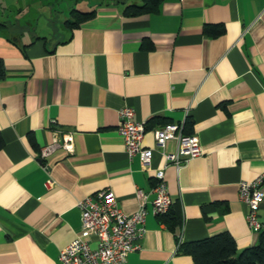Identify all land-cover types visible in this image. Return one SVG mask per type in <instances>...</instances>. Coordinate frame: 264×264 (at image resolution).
<instances>
[{
    "label": "crops",
    "instance_id": "crops-1",
    "mask_svg": "<svg viewBox=\"0 0 264 264\" xmlns=\"http://www.w3.org/2000/svg\"><path fill=\"white\" fill-rule=\"evenodd\" d=\"M58 1L0 0V264H60L81 233L77 201L105 188L126 214L139 206L136 191L145 195V234L126 264H191L176 251L179 234L188 243L226 231L237 252L256 244L238 184L264 173V0H163L139 15L124 9L143 0H101L89 11L70 0L52 41L39 22L60 11ZM71 10L93 16L69 28ZM214 23L224 32L205 35ZM123 106L146 122V166L127 156L118 133ZM168 122L195 135L200 150L164 167L182 220L176 233L151 205L164 166L153 128ZM54 132L59 141L71 132L72 150L40 159ZM258 217L264 225V201Z\"/></svg>",
    "mask_w": 264,
    "mask_h": 264
},
{
    "label": "built area",
    "instance_id": "built-area-1",
    "mask_svg": "<svg viewBox=\"0 0 264 264\" xmlns=\"http://www.w3.org/2000/svg\"><path fill=\"white\" fill-rule=\"evenodd\" d=\"M146 122L134 119V109L123 106L118 110V133L123 140L125 151L129 158L138 156L142 166L150 163L153 148L142 146ZM53 133L49 143L39 150V158H47L57 147L66 151L72 150V133ZM155 147L164 158V166L154 173L155 183L152 191L155 197L151 201L152 212L163 214L169 209L172 200L164 181V167L170 163L179 167L200 154L197 137L184 134L179 123H165L153 128ZM173 140L174 151H166V143ZM138 208L131 214H126L119 207L114 192L105 188L94 194L78 200L76 205L80 210L81 233L69 242L59 252L60 264H126L130 252L140 248V240L145 234V195L138 189ZM238 197L245 204L247 225L254 232H259L262 224L258 217L259 207L264 201V173L249 181L242 180L238 184ZM88 236H94L96 244L90 246ZM181 241V236H178Z\"/></svg>",
    "mask_w": 264,
    "mask_h": 264
},
{
    "label": "trees",
    "instance_id": "trees-1",
    "mask_svg": "<svg viewBox=\"0 0 264 264\" xmlns=\"http://www.w3.org/2000/svg\"><path fill=\"white\" fill-rule=\"evenodd\" d=\"M163 0H143L141 4H130L124 9V14L139 15L154 11L158 4ZM71 20L65 24L69 28L77 27L81 22L90 19L93 16L91 12H81L71 10ZM224 25L221 23L205 24L203 33L207 36H217L224 32ZM143 48L150 49L151 45L145 43ZM185 123V131L188 132V124ZM3 141L0 137V147ZM158 219L164 223L172 232L176 233L181 226V215L177 208L171 203L167 212L158 215ZM175 236H177L175 234ZM176 251L183 252L190 256L191 264H264V225L258 232L257 243L237 252L233 237L226 231L215 235L184 243L176 237Z\"/></svg>",
    "mask_w": 264,
    "mask_h": 264
},
{
    "label": "rangeland",
    "instance_id": "rangeland-1",
    "mask_svg": "<svg viewBox=\"0 0 264 264\" xmlns=\"http://www.w3.org/2000/svg\"><path fill=\"white\" fill-rule=\"evenodd\" d=\"M100 1L101 0H82L74 4L73 7L81 11H89L92 9V7H90L91 5L88 6L87 4L98 3ZM121 1L124 2V4L130 2H134V3L140 2V0H121ZM68 4H70V0H59L58 9L60 11L57 12L55 16L51 15V17L45 16L40 18L39 27L40 28L44 27L43 30L48 31L49 37H51L52 41L58 39V32L61 33L63 22L68 18V12L70 10L69 8H67ZM43 33L44 32H42L41 35H44ZM52 41H50L49 45L52 43Z\"/></svg>",
    "mask_w": 264,
    "mask_h": 264
}]
</instances>
